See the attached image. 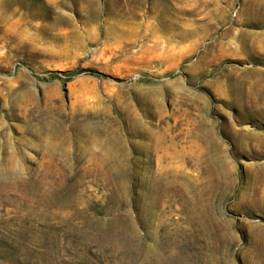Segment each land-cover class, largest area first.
<instances>
[{
	"label": "rangeland",
	"instance_id": "374dc122",
	"mask_svg": "<svg viewBox=\"0 0 264 264\" xmlns=\"http://www.w3.org/2000/svg\"><path fill=\"white\" fill-rule=\"evenodd\" d=\"M0 264H264V0H0Z\"/></svg>",
	"mask_w": 264,
	"mask_h": 264
}]
</instances>
